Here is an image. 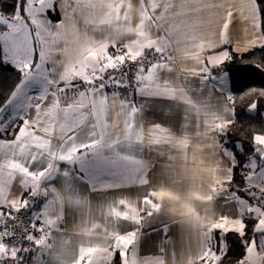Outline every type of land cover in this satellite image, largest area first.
<instances>
[{
  "label": "crops",
  "instance_id": "obj_1",
  "mask_svg": "<svg viewBox=\"0 0 264 264\" xmlns=\"http://www.w3.org/2000/svg\"><path fill=\"white\" fill-rule=\"evenodd\" d=\"M69 3L61 0L65 20L55 29L45 14L51 0H29L27 18L6 27L22 33L20 51L6 54L0 44L10 64L29 59L24 34L43 40L47 55L45 69L25 71L2 109L0 220L28 192H41L50 241L38 245L35 264H114L116 254L120 264H217L230 228L246 235L237 264H264V225L257 231L252 223L264 218V141L257 139L264 133L256 136L243 191L233 189L237 160L227 132L235 107L230 75L221 70L232 52L264 45L251 0ZM53 38L58 43L49 47ZM120 45L132 58L161 49L134 95L85 89L64 103L54 84L94 80L118 63L111 50ZM21 118L28 123L12 135ZM68 153L71 160L60 158ZM161 190L169 195H151ZM5 253L0 249V259Z\"/></svg>",
  "mask_w": 264,
  "mask_h": 264
},
{
  "label": "trees",
  "instance_id": "obj_2",
  "mask_svg": "<svg viewBox=\"0 0 264 264\" xmlns=\"http://www.w3.org/2000/svg\"><path fill=\"white\" fill-rule=\"evenodd\" d=\"M16 0H0V12L7 16H15ZM264 33V32H263ZM0 51H4L0 45ZM10 63L0 61V109L10 100L13 92L23 79L21 72L12 70ZM221 70L227 71L231 78L235 121L229 126L227 137L234 152L237 163H248L255 155V139L264 133V47H256L243 52H232L231 59ZM256 111L252 112L251 107ZM236 163V164H237ZM246 167L235 170L232 188L237 191L246 185ZM249 232V231H248ZM246 235L229 232V247L217 264H237L244 257ZM114 264H120L115 260Z\"/></svg>",
  "mask_w": 264,
  "mask_h": 264
},
{
  "label": "built area",
  "instance_id": "obj_3",
  "mask_svg": "<svg viewBox=\"0 0 264 264\" xmlns=\"http://www.w3.org/2000/svg\"><path fill=\"white\" fill-rule=\"evenodd\" d=\"M111 53L120 60L99 75L103 78L102 81L95 78L92 80L93 83L89 84L75 80L63 93L58 89L67 83L54 84L64 103H71L81 90H98L96 86L101 82L109 86L104 89L110 94L133 96L139 85L141 73L161 59L159 53L155 51H147L141 58H132L121 45L115 46ZM23 200L28 201L27 205L22 203L19 211L15 210L0 220V243L6 248L0 264H35L38 260V245L50 241L49 226L40 210L43 201L41 192L30 191ZM37 240L40 243H37ZM260 243L264 244V234L260 237Z\"/></svg>",
  "mask_w": 264,
  "mask_h": 264
},
{
  "label": "snow or ice",
  "instance_id": "obj_4",
  "mask_svg": "<svg viewBox=\"0 0 264 264\" xmlns=\"http://www.w3.org/2000/svg\"><path fill=\"white\" fill-rule=\"evenodd\" d=\"M75 0H71V3H74ZM29 3V0H16L15 4H14V12L16 16H20L21 14H23L25 16V18H27V5ZM71 3H69V7H71ZM252 3V14L253 16H258L259 17V24H260V28L261 31L264 32V0H251ZM244 11H248V8H243ZM46 16H47V27L48 28H55V29H59L60 26L64 23L65 17H64V12L61 9V0H51V6L46 10ZM75 15V14H74ZM231 15L232 13L229 12L228 16L229 19L226 21L230 26L232 24V20H231ZM3 23L0 22V27H3ZM255 26V25H254ZM31 35V32H30ZM37 35H39V33H37ZM49 35H51V33H49ZM58 43V39L57 38H53L51 41V45H49V47L51 46H55ZM259 47H264V45H258ZM223 47V45H222ZM26 55L29 57L28 61L26 63H24L23 65H18L15 64V62H12L11 69L12 70H16L21 72V74L23 75L25 73V71H27L28 73L32 72V69L35 68L37 70H43L46 67V63H47V55H46V50H45V45H44V41L43 40H36V39H29L26 43V45L24 46V48L22 49ZM156 51L159 53L161 51V49L157 48ZM0 61L6 62L8 63V61H6L4 59V55L3 52L0 51ZM97 79H101L102 81V77L98 76ZM49 83H53V81H49ZM60 83H64L63 80L60 81ZM85 83H93L92 81H85ZM72 84V81H68L67 84H65L64 87H60L58 89L59 92L63 93L65 91V88ZM99 89H104L109 87L108 85L103 84V82H101L100 85L96 86ZM53 95H55V93H53ZM40 99H42L43 101H47L48 96L45 95L43 97H40ZM37 108L40 107V105H36ZM135 111V110H134ZM234 111V110H233ZM6 117L4 116L3 110L0 109V124L4 123V119ZM14 120V118H13ZM22 120V124L17 125L16 126V132L15 133H11L12 135H18L20 131L23 130V124H27L28 121L24 120L23 118H21ZM12 121L10 120V123ZM227 123H232L231 121H228ZM7 131V128L0 130V140L3 139L5 133ZM258 140L264 141V137L261 136H257ZM97 143L96 141H92L89 144H82L79 147L74 149V152H79L80 149L82 148H89L91 145ZM235 155H243L240 152H237ZM257 157L259 158V152H257ZM60 158L62 160H71L73 158V154L72 153H68V154H61ZM52 165L49 164L48 168H51ZM239 167H246V163L244 164H234L232 165V168L234 170V174L231 178L228 179V183H231V180L235 179V170ZM262 167H264V165H262ZM27 172H30V169H24ZM48 169H43L41 170L39 173H33L34 176L38 177H42L47 173ZM246 182V180H245ZM151 195H156L159 197H163L165 195H169L167 192H165L164 190H161L160 192H154ZM146 202L151 203L149 197H145L144 198ZM15 203V202H13ZM22 203L24 205H27L28 201L27 200H23ZM154 208H158L159 205H156L153 203L152 205ZM17 211H19V208H17ZM149 215H151V213H149ZM222 219H227V218H222ZM241 224L244 225V229L246 231H250L251 229H249V225L246 224L243 220L240 221ZM253 224H256V230L259 231V225H264V218L259 219V221H253ZM225 224L222 223H216L213 224L212 227L215 228H223L225 227ZM235 228H230L229 231H235ZM240 235H244L245 232L241 231L239 233ZM120 239H126L125 237H121ZM217 239L219 240V235H217ZM37 243H40L39 240H37ZM252 245L256 244V241L253 239L252 240ZM5 248V246L3 244H0V249ZM89 251H92L91 249ZM13 255H15V253H12ZM116 259L117 261H119V254H116Z\"/></svg>",
  "mask_w": 264,
  "mask_h": 264
},
{
  "label": "rangeland",
  "instance_id": "obj_5",
  "mask_svg": "<svg viewBox=\"0 0 264 264\" xmlns=\"http://www.w3.org/2000/svg\"><path fill=\"white\" fill-rule=\"evenodd\" d=\"M20 19H22V16H7V15H4L0 12V22L3 23V27L0 28V44H2L6 50V54H12L13 56L14 55H17V53L20 51L17 43H18V38L20 37V35L22 34L20 31L19 32H13V31H10V30H7L6 27L11 24V23H14V22H17L19 21ZM30 38H27L26 35L24 34L23 35V40H22V44H23V47L22 49L24 48V46L26 45L27 41L29 40ZM20 42V40H19ZM22 52H24L22 50ZM251 111L252 112H255L256 111V108L255 106L251 107ZM100 261V264H101V260Z\"/></svg>",
  "mask_w": 264,
  "mask_h": 264
}]
</instances>
